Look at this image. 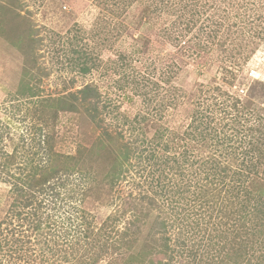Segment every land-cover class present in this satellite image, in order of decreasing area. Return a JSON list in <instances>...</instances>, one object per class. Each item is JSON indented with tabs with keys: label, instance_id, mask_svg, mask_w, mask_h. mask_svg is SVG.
<instances>
[{
	"label": "rangeland",
	"instance_id": "1",
	"mask_svg": "<svg viewBox=\"0 0 264 264\" xmlns=\"http://www.w3.org/2000/svg\"><path fill=\"white\" fill-rule=\"evenodd\" d=\"M176 1L0 0V155L12 152L14 168L24 164L25 169L16 171L18 179L6 171L0 176V264H77L82 258L92 264H264L259 240L238 253L245 237L234 236L244 227L261 234L248 239L263 236L264 166L258 168L261 183L249 200L252 213L245 225L242 210L234 214L225 208L223 183L215 184L209 203H196L192 215L185 213L190 205L169 206L163 187H149L152 179L169 183L179 177L170 169V157L180 154L186 142L177 151L176 131L182 132L197 110L202 115L224 99L231 104L240 98L241 106L258 109L263 119L257 127L264 130V36L256 34L264 29V0H191L200 7L195 16L191 7L161 8ZM208 20L217 21V33H211L213 28L204 32L202 23ZM87 85L99 90L103 105H111L96 121L83 108L76 113L61 109L72 93L81 98ZM177 97L182 110L162 109ZM47 99L46 112L57 111L59 118L52 127L55 152L50 155L34 147L33 106ZM244 113L247 125L257 115ZM102 118L104 129L123 132L129 142L139 131L141 140H148L134 156L131 141L130 173L116 176L112 156L94 149L95 143L88 160L77 158L80 144L92 146L95 123ZM186 146L193 150L191 143ZM260 148L256 154L264 158L259 154L264 143ZM230 155L226 183L242 159L236 152ZM54 170L60 173L52 184L36 182ZM35 209L34 220L29 213ZM105 243L110 247L104 249Z\"/></svg>",
	"mask_w": 264,
	"mask_h": 264
},
{
	"label": "trees",
	"instance_id": "2",
	"mask_svg": "<svg viewBox=\"0 0 264 264\" xmlns=\"http://www.w3.org/2000/svg\"><path fill=\"white\" fill-rule=\"evenodd\" d=\"M172 4L169 5V2L167 3H161V8H165L171 10L173 8V5L183 7L184 10L190 8L193 10V16L196 15V13L199 11V6L196 4V7H194V4L191 5V0H186V2H183V0H179L176 2H171ZM194 3V2H192ZM186 14L184 13V16ZM182 19V17H181ZM210 19V18H209ZM213 19V18H212ZM206 21V20H204ZM210 23H207L204 25V22L202 23V29L204 32L209 29L213 28L211 33L215 34L218 32V23L217 21L212 20V23L210 20H208ZM175 24L180 25L182 23V20L180 21H174ZM211 25V26H208ZM256 33L259 37L264 36V29L263 31H257ZM226 42L229 40L231 41V38L226 36ZM223 45V44H222ZM228 49V48H227ZM226 92V91H225ZM25 93V92H24ZM82 97H78L77 94L72 93L69 98L65 99L67 100L66 106H62L61 109L64 111H70L72 113L80 112V109L83 108V110L89 115L90 118H92L93 121H96V118L99 117V114L102 113L103 108L105 109L108 105L102 104L101 94L98 89L93 87V85H87L84 90L81 91ZM226 95L230 97L231 95L226 92ZM35 95H31V97H34ZM232 97V96H231ZM233 98V97H232ZM234 102L229 103L228 99H224V101L221 102V105L219 107H216V104L214 107H210L206 110L205 114L200 115L201 112L199 110L196 111V115H193V118L191 119L192 122L187 123L186 128L184 127L182 132L176 131V139H178V142L176 143V149L178 151V148L180 149V146H182L183 143L184 149L181 151L180 154L175 152L174 154H171L170 157V169L173 172L174 176H179L172 178L173 180L169 183H160V182H154V179L149 184V187H156L161 186L163 187V194L161 195L162 198L165 196L166 201L169 203V206H173L174 203H181V207L185 206L184 209H186L189 205L190 208L185 211L188 215H192V213L197 212V205L196 203L203 202L205 200V203H209L210 197L213 198L214 195H216V189L217 185L215 187V184L223 183L222 190H220V196L222 197V200L227 203L225 208H232V213L241 214L242 210L244 212L243 215H245L244 218L240 215V217L243 220L242 225L246 224V216L247 213L251 214V209H248L249 200L256 198V195L254 191H259L258 185L261 183L260 179L258 177V168L260 166H264V158H260L258 154H256L257 150L260 151V145L264 143V130L261 127H257V123L260 119H263L262 115L257 114L258 109L255 108L248 109L247 106L243 103V106L240 105L239 99H236L234 97ZM180 98H175L174 100L167 101L166 104H164L163 108L169 109V107H173V110L180 109L178 106L181 105L183 102L179 104ZM248 103L254 105L255 103L251 100ZM48 102H51V100H42L40 103L36 106H33L34 109V118L36 123H38V131H37V137H36V143L35 146H37L36 153H39L38 149L41 147V150L44 154H51L52 152H55V137L53 136L54 130H52V127H56L58 123V115L57 111L54 113L48 114L46 112V109L48 108ZM228 102V104L226 103ZM201 103L199 102L198 105ZM111 106V105H110ZM108 106V107H110ZM258 107V106H257ZM182 110V109H180ZM219 110L220 117L218 116V113H216ZM256 110L257 112H254ZM256 113L257 115H251L253 116V122L247 125L246 121L244 120V116L246 114L244 112ZM188 112V116H189ZM219 117L218 121L217 118ZM137 118V117H135ZM220 120H227V122H224V124L221 123ZM256 121V123H255ZM104 122V118L99 119L98 122L95 124V129H97V135L96 139L94 140L92 146H82L80 144V152L78 153L80 156L77 158H82L88 160V157L91 155V151L93 148V145L95 143L94 149L100 147L103 150L108 151L110 153V156H112V162L114 164V174L116 176L120 175V171L124 173L131 172V166L132 171L134 170L133 163H129L130 160V149H131V141H132V156L136 154L137 150H143L146 149L148 146H144L145 143H149L148 140L144 138V140H141V137H139L142 133L136 132L135 134L132 133V140L129 142L125 140L126 135L121 132H113L110 131L108 128H105L102 126ZM125 122H127L125 120ZM135 122L134 125H137L136 119L133 120ZM137 126H135L136 128ZM102 128V130H101ZM45 132H44V131ZM101 130V133L98 132ZM142 130V129H141ZM103 131V132H102ZM3 134V133H2ZM96 134V133H95ZM2 136V135H1ZM164 137L163 130L158 135V138H156L157 146L161 147L162 140ZM131 139V138H129ZM172 141H174V138L171 137ZM191 143L193 150L196 147V151H193L189 149V147L186 146V144ZM136 144V145H134ZM141 144L143 146H141ZM151 145V144H150ZM183 147V146H182ZM201 149H198V148ZM163 149V148H162ZM164 149L169 150L170 146L169 144L164 146ZM175 149V151H176ZM209 152V154L204 155L205 151ZM225 149L224 151H221ZM152 151L155 152L156 149L152 148ZM233 151V152H231ZM236 152V156L238 157L239 154L241 155L242 159L240 160L238 166H236V169L234 170L233 174L231 175L230 181L226 183L224 180V177L226 175L225 171L229 169V167L226 165V161L230 158V154H233ZM228 153V154H227ZM239 153V154H238ZM263 154L259 153L261 156H264V151H262ZM3 157L0 155V176L3 175V172H7V174L12 173V175L18 179L21 175L17 174L16 171L20 170L21 168L23 171L25 170L22 166L24 164H21L19 166H16L14 168L15 160L13 157V153H9L8 151L3 150L2 152ZM193 158V159H192ZM236 159V158H235ZM126 162V163H124ZM126 164V167H125ZM188 164V165H186ZM27 167V166H26ZM33 171L37 169V167L32 168ZM93 166L91 165L89 168L90 175L93 173ZM15 171V172H14ZM32 172V171H30ZM138 172V171H137ZM59 171L54 170L50 174H40L37 178V183H39L40 186H45L47 184H52V180L57 178V175L59 176ZM177 173V175H175ZM143 174V172H142ZM36 176V175H34ZM228 177V176H227ZM233 178V179H232ZM116 179V178H112ZM200 179L202 180L203 184L200 185ZM32 181V180H31ZM206 181V182H204ZM225 181V182H224ZM114 183V181L112 182ZM111 183V184H112ZM34 184V181L31 182V186ZM155 185V186H152ZM42 186V187H43ZM54 186V184L52 185ZM214 186V187H213ZM59 187H61L59 185ZM57 189V188H56ZM198 191V192H197ZM154 193H152L154 196H157V192L153 190ZM223 192H225V195H221ZM59 193V192H58ZM25 195V194H24ZM141 196L143 199H148L151 203H154L155 200L152 198V196L145 194L141 192ZM26 197V196H25ZM134 197V196H133ZM167 197H170V200L167 199ZM161 199V198H160ZM170 201V202H169ZM27 204V203H26ZM28 206V205H27ZM237 208L234 209V208ZM35 211H30V215L34 216L37 215ZM259 210V207L256 208V211ZM262 214V212H260ZM118 218V217H116ZM109 218H107L108 220ZM40 221L43 220L39 219ZM105 220V221H107ZM38 227V225H34L33 228ZM40 227H38L39 229ZM245 230V231H244ZM244 231V232H243ZM235 237H242L245 238L241 241V245L239 246L241 249H238L237 252L240 253L243 251L244 247H253L255 243L260 242L261 247L264 246V230H262L263 236L262 238H257V240H251L248 239V236L252 237H259L261 236L260 233H257V235H252V233H255L253 229L250 228H241L234 230ZM88 236V234L86 235ZM227 239V238H226ZM245 239L247 240L246 245H244ZM3 247L2 243L0 242V248ZM110 247L109 243L104 244V249H107ZM12 249H17L18 257L21 256V251L18 250L17 247H12ZM54 251L55 249L52 248ZM247 254H249L247 252ZM101 254H99L97 259H100ZM66 261H69L67 256H63ZM123 258V257H122ZM96 259V258H94ZM96 259V260H97ZM77 264H92V262H87L86 258L78 259Z\"/></svg>",
	"mask_w": 264,
	"mask_h": 264
}]
</instances>
